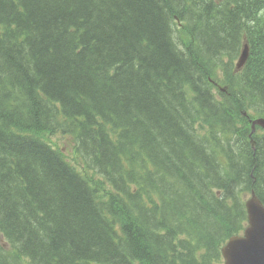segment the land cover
Masks as SVG:
<instances>
[{"label":"trees","instance_id":"1","mask_svg":"<svg viewBox=\"0 0 264 264\" xmlns=\"http://www.w3.org/2000/svg\"><path fill=\"white\" fill-rule=\"evenodd\" d=\"M252 3L0 0V264H222L264 203Z\"/></svg>","mask_w":264,"mask_h":264},{"label":"water","instance_id":"2","mask_svg":"<svg viewBox=\"0 0 264 264\" xmlns=\"http://www.w3.org/2000/svg\"><path fill=\"white\" fill-rule=\"evenodd\" d=\"M254 124L264 127V119ZM247 204L248 227L243 235L232 236L222 248L225 264H264V206L255 198Z\"/></svg>","mask_w":264,"mask_h":264},{"label":"bare ground","instance_id":"3","mask_svg":"<svg viewBox=\"0 0 264 264\" xmlns=\"http://www.w3.org/2000/svg\"><path fill=\"white\" fill-rule=\"evenodd\" d=\"M214 3H217V0H214ZM264 4V0H253V3L251 4V6H250V9L249 10H256L260 5L262 6ZM100 5H103V4H100ZM85 7V6H84ZM83 7V8H84ZM258 15H259V17H264V10H262V11H259L258 12ZM15 19H16V16H15ZM0 22H3V21H0ZM5 25H7V24H5ZM9 28L10 29H12V30H14V31H18V29H13L14 28V26H11V25H9ZM61 36V35H60ZM241 45V52H240V55L238 56V60H237V63L235 64V67H236V70L237 71H239L243 66H244V64L246 63V61H247V58L249 57V54H250V50H249V47H248V44H247V42H243V43H241L240 44ZM8 49V48H7ZM15 50H17V49H8V51L7 52H9L10 54L12 53V52H14ZM2 57V56H1ZM3 58V57H2ZM1 60H0V64H1ZM243 65V66H242ZM242 66V67H241ZM241 67V68H240ZM18 69H19V71H20V69H22V66L21 65H19L18 66ZM126 70H128V64H127V62L125 61V63H122V65H121V67L119 68V71H126ZM169 75H170V73L168 74V77H169ZM10 76H15V75H13L12 73H7V78H9ZM146 77L144 78V79H146L147 78V75H145ZM144 82V81H143ZM74 106V105H73ZM92 115H100V112L97 110V109H93L92 110ZM245 115H247V113H245ZM260 119H264V117H255V119H252L251 120V129H252V132H251V136L253 135V134H255V133H260V132H264V127L262 126V125H260V124H254L256 121H258V120H260ZM74 141V146L71 148V150H70V152L69 153H67V152H65L63 149H61L63 152H65L66 154H70V155H74V149H75V146H76V142H75V140H73ZM251 143H252V145H253V147H254V143H255V141L253 140V139H251ZM112 157V156H111ZM90 159V161H91V163H94V161L91 159V158H89ZM253 199V198H255V199H257L261 204H262V206H264V203H263V201L259 198V196L256 194V192H255V190L252 192V194H251V196H249V194L248 195H246L245 196V208H246V211H248V202H249V200L250 199ZM7 216H9V215H7ZM12 219V218H11ZM10 219V220H11ZM7 221V220H6ZM9 221V220H8ZM2 225V222H0V226ZM8 225V224H7ZM9 228V227H8ZM16 225L11 229V232L12 231H14V230H16Z\"/></svg>","mask_w":264,"mask_h":264},{"label":"rangeland","instance_id":"4","mask_svg":"<svg viewBox=\"0 0 264 264\" xmlns=\"http://www.w3.org/2000/svg\"><path fill=\"white\" fill-rule=\"evenodd\" d=\"M236 63H237V60L235 61L234 65ZM215 97H217V94H215ZM51 140L54 144H58L59 147L67 153H69L71 148L74 146V141L70 136L58 134V135L52 137Z\"/></svg>","mask_w":264,"mask_h":264}]
</instances>
